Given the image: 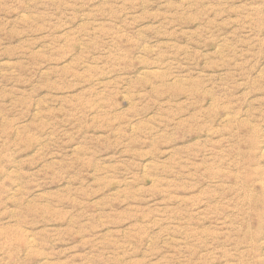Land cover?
<instances>
[{
  "label": "rangeland",
  "instance_id": "obj_1",
  "mask_svg": "<svg viewBox=\"0 0 264 264\" xmlns=\"http://www.w3.org/2000/svg\"><path fill=\"white\" fill-rule=\"evenodd\" d=\"M0 264H264V0H0Z\"/></svg>",
  "mask_w": 264,
  "mask_h": 264
}]
</instances>
